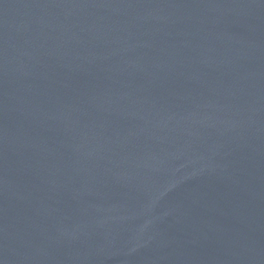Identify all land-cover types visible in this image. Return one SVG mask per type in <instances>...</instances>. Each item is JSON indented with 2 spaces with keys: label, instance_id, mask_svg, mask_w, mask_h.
I'll list each match as a JSON object with an SVG mask.
<instances>
[{
  "label": "water",
  "instance_id": "water-1",
  "mask_svg": "<svg viewBox=\"0 0 264 264\" xmlns=\"http://www.w3.org/2000/svg\"><path fill=\"white\" fill-rule=\"evenodd\" d=\"M0 264H264V0H0Z\"/></svg>",
  "mask_w": 264,
  "mask_h": 264
}]
</instances>
